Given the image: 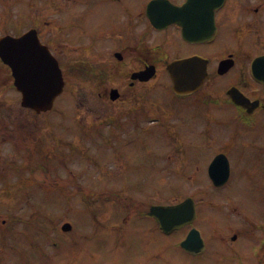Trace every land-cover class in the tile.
I'll list each match as a JSON object with an SVG mask.
<instances>
[{"label": "rangeland", "instance_id": "374dc122", "mask_svg": "<svg viewBox=\"0 0 264 264\" xmlns=\"http://www.w3.org/2000/svg\"><path fill=\"white\" fill-rule=\"evenodd\" d=\"M6 1L11 2V4H7ZM56 1L61 2V0H0V11H4L3 8L9 9V14L4 17L5 28H9V31H15L16 21L19 19L21 11H27L28 8H32L38 18V10L49 12L52 3ZM20 4L22 5L21 7ZM78 14L79 9H72L67 12V16L73 19L78 17ZM62 17H65V15L58 12V14H53L48 19H59ZM0 28L3 29L4 27L0 26ZM72 31L75 34V29L70 30V33ZM90 33L91 31L87 27L86 38ZM84 46L86 54L91 57L87 60L93 62V57L95 58L93 49L95 47L92 39H85ZM106 50L104 49L102 53L108 56L105 52ZM7 78V71L2 70L0 72V80L2 81L0 84V101L7 102L8 100L14 103L20 97H18L11 81L7 80ZM168 82V76L160 79V87L156 88V92H153L156 93L153 94L152 100L155 104L145 107L142 111V116L146 120L147 115L152 113L161 115L163 119H166L170 109H179L181 114L186 115V120L182 119L178 127L173 126L169 130V133L176 131L177 134L172 135V138H181V143L187 148L185 154L182 153L180 155L179 162L170 164V166H175L174 168L168 165H164L161 168L156 167L157 169L154 168L151 165L156 162V158L146 152L145 147L151 148L156 144L150 132H161V128H163L161 122L142 125L140 134L125 135L124 137L127 138V141L124 139V143L121 144L112 135L105 136L109 135L108 122L105 119L108 114L109 117H117V122H115L117 125L123 123L122 120L119 121V111L122 108L112 110L111 107H104L101 104L100 92L88 89L79 91L71 85L67 93L61 97V100H57L58 114L53 113L52 117L58 120H60L59 117H67L70 121L83 118V126H86L85 136L80 135L76 129H69L68 144L70 145L68 146H62L60 138H53L52 140L51 137H48L49 141L52 140L53 147L52 149L47 147L44 150V154L48 153L51 157L53 152L51 157L52 170L50 171L46 166L42 167L38 164L39 156H30L28 158V152L35 150L36 139L27 140L29 146L26 147V140L11 139L9 137V128H1L3 125L7 127L11 125L8 123L10 119L6 118L10 117V113L14 116L19 115V107H16V109L10 107L8 109L7 103H0V117L4 115L3 121H5V123H0V140L1 136L5 135V141L2 142L0 149V156L3 159L2 163L16 166L10 169L13 170L11 171L13 176L11 178L15 180H17V177L15 178L16 173L14 174L15 169L21 168L25 164L32 165L35 163L33 168L18 169L23 174L33 175L34 182L23 187L25 190L22 189V192L17 197L11 195L9 199L19 201H13L11 212L14 215H24L29 209L27 207L28 203L29 207L35 209L36 212L32 211V218L28 217V215L22 217V221L17 224L24 231L26 229L27 231H32L30 247L25 248V243L21 240L19 249H25L13 255L14 250L15 252L18 251V247L13 241V234L7 227L5 235H0V260L6 254L8 256L7 262L15 260L14 257H16L18 260L17 264H189L188 259L184 257V253L176 247V243L181 238L180 234L163 235L148 227L149 223L146 221L135 222V218L128 227L121 230L115 227L110 232L104 231V227H97L93 230L92 216L89 215V211L87 212V209H90V205H93V210L102 220L109 219L108 214L115 208V205L112 203L102 205L104 203L103 193H97V191H104L103 189H105V192L108 193V188L117 184H126L134 192L140 191L143 193L142 201H151L149 197L154 185L157 183L156 172L158 171H161V178L164 180L162 186L164 197H160L159 200H179L193 193L195 189L206 192L209 187V182L205 178L207 164L210 163L211 156L213 157V154L219 149L225 148L226 143L231 138L237 142V147L229 154L233 178L226 188L227 192L240 197L242 194L238 191L241 187L256 184L257 181L263 182L264 164L257 165V163H253L254 158L252 157V154L259 153V150H252L247 155L249 166L240 165L244 161L237 152L243 151L244 137L243 133L236 134L238 131L237 123L231 115V110L226 109L221 112L222 109L220 108V110L217 106H210L209 108L199 106L195 108L191 104L193 98L172 103L168 97L173 96L164 90ZM163 86L164 89H162ZM154 88V85H150L148 90L152 91ZM22 116L28 117L27 114H22ZM97 117L98 119H103L100 128L93 127ZM26 121L30 123V129L34 127V122L28 119ZM55 124L56 121L51 117L43 116L38 119L37 126L39 131L43 132L50 130ZM125 125L130 124L127 121ZM202 129L205 130L206 135L203 134ZM52 131L55 134L60 133L59 128H54ZM254 132L253 139L264 142V126H260ZM233 134L234 136H232ZM34 136L36 137V134ZM234 137L237 138L235 139ZM163 139V142L158 140V145L170 141V137L167 135ZM210 141L213 142L211 143ZM262 154H264V150H262ZM61 155H63V159L68 164V177L73 180H79L75 184L71 180L66 181L70 194L64 193L65 183L61 180V177L52 175L50 180V174L52 173L62 175L61 164L59 163V156ZM165 157V161L170 162V155H165ZM72 158L75 161L71 162ZM2 163L0 166H2ZM171 168H173L172 171H170ZM240 171L243 173H240ZM100 187L103 189H100ZM108 195H110V192ZM82 199L86 201L84 206H82L84 204ZM239 199L242 201V196ZM106 201L113 200L107 198ZM5 202L7 203L6 199ZM245 202H242L241 205L247 211L248 217L257 221L260 219L264 220V202H255L252 201V198ZM137 203V201H134V204ZM37 212L45 216L50 214V217L53 218V220L49 221L51 225L47 222L48 219L38 217ZM212 213L219 221L223 219L230 220L228 212L224 209H213ZM2 218L7 219L8 214H4ZM66 222L72 223L73 229H75L71 233V237L76 236L77 233L81 234L77 242L70 246L59 238L57 246L49 245L48 241L52 244L51 240L59 237L60 229ZM139 225L141 228H139ZM40 226L57 229V231L45 233ZM201 227L211 233L208 224H203ZM221 227L226 228L224 225H221ZM94 235L99 236L95 239ZM256 240V236H253L252 239H246V252H249ZM67 251L69 254L76 255L67 258L65 256ZM196 264L213 263L201 260Z\"/></svg>", "mask_w": 264, "mask_h": 264}, {"label": "flooded vegetation", "instance_id": "af4514ba", "mask_svg": "<svg viewBox=\"0 0 264 264\" xmlns=\"http://www.w3.org/2000/svg\"><path fill=\"white\" fill-rule=\"evenodd\" d=\"M151 1L71 0V4L86 5L85 8L93 9L87 13L89 18L86 19L85 13L80 12V16L75 19L65 16L60 18V23H54L37 18L33 12L23 19V24H19L12 35L18 38L31 29L35 30L42 44L48 47L46 50L58 61L66 87L71 84L79 91L88 89L100 92L99 96H104L105 104L112 110L122 108L119 111L121 120H127L135 126L145 119L142 116L144 108L154 105L146 86L157 81L162 72L168 74L170 62L198 56L206 60V64L201 62L207 67V76L197 92L185 96L193 98L192 106H217L222 109L221 112L230 109L237 123L236 134L246 128V123L264 124V0H197L191 10L190 23L205 25L209 34L207 39L192 41L181 39V28L173 22V19H177V8L186 0H168V5H163L160 11L155 12L163 19L159 20L160 24L169 23L163 30L155 28L149 17L147 6ZM66 9L63 8V13ZM49 12L52 13V6ZM44 13L47 11L41 14ZM86 26L91 31L87 38ZM74 29L75 34L74 31L70 33ZM85 39L93 41V62L87 60L91 57L85 52ZM104 49H107L105 52L108 56L102 53ZM151 66L156 67L155 76L149 81L141 80V72ZM2 70L11 71L0 58V72ZM112 90H118L115 100L110 99ZM167 93L173 95L170 89H167ZM234 96L241 97L242 101L235 104ZM178 111L172 109L173 113ZM175 117L179 121L187 119L180 111ZM116 119L113 116V120ZM79 124H83L82 121ZM172 127L170 125L168 129ZM249 141L251 139L244 137L243 145ZM229 146L235 147L237 142L231 138L225 149L218 153L226 154ZM181 149L178 146L173 151L179 152ZM151 151L158 155L163 153L161 148L156 147H152ZM232 175L231 167V178ZM156 181L154 186H163V181ZM227 183L215 188L209 180L214 192L221 190L224 193L213 197L195 189L192 198L197 216L194 222L170 234L181 235L176 247L184 253L189 264L201 260L213 264H264V220L248 217L241 205L250 198L255 202H264V180L241 187L238 192L242 194V201L240 197L227 192ZM115 186L121 190L116 191L118 199L114 197L111 203L117 205L108 215L116 229L128 227L135 218V222L146 221L153 231L165 235L160 231L156 219L149 215L152 206L164 204L157 202L150 204L148 210L128 212L130 206H127L126 199L131 191L126 184ZM220 208L228 212L230 220L223 219L219 227H214L218 223L213 220L210 209ZM203 224L209 225L211 233L201 227ZM135 225L137 227V223ZM192 229L199 231L202 241L194 238L187 251L181 247V242ZM253 236L257 237L256 243L246 252L245 241Z\"/></svg>", "mask_w": 264, "mask_h": 264}, {"label": "water", "instance_id": "95a60500", "mask_svg": "<svg viewBox=\"0 0 264 264\" xmlns=\"http://www.w3.org/2000/svg\"><path fill=\"white\" fill-rule=\"evenodd\" d=\"M14 41V39H2L0 41V49L3 46L12 45L15 43ZM29 42L32 43L33 41L29 40ZM13 60L14 58L12 57H6V61L12 66L14 65ZM188 66V62L183 65V67ZM34 67L37 66H32L31 70H29L27 73L22 71L16 74L17 85L24 92V104L35 108L39 112L47 111L52 108L55 98L62 92L64 83L59 70H57V72L44 74ZM175 89L177 90V84L175 85ZM220 160V158H217L215 164L219 163ZM185 208L187 207L184 205L180 208H154V211H158V215L162 218L163 224L168 226L175 218H182V216L178 214L177 209ZM70 228V224H66L63 227L64 230H69Z\"/></svg>", "mask_w": 264, "mask_h": 264}]
</instances>
